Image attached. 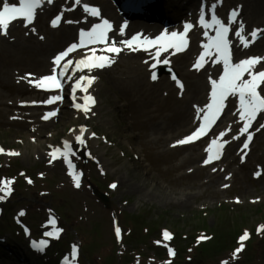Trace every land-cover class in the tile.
<instances>
[{
  "label": "rangeland",
  "instance_id": "374dc122",
  "mask_svg": "<svg viewBox=\"0 0 264 264\" xmlns=\"http://www.w3.org/2000/svg\"><path fill=\"white\" fill-rule=\"evenodd\" d=\"M177 1L168 0L165 5L166 10L171 12L170 18L176 16L175 21L187 15L192 8L190 0ZM199 1L196 0L195 6ZM240 1L206 0V5L218 2L217 13L222 12L224 21L228 22L230 10L240 14L237 10V2ZM106 2L113 11L111 1ZM90 6L97 8L96 5ZM254 18L259 23L261 19L264 21L262 17L254 15ZM20 23L17 22V26ZM237 26V22L233 24L235 29ZM175 27H169L168 31ZM207 32L211 30L202 34ZM249 39L247 41L252 45L254 42ZM234 40L233 37L235 46ZM240 43L244 46L241 40ZM205 44L194 46L196 55L200 56ZM188 50H171L166 53L168 55L163 53L166 56L161 61L168 63H161L155 69L143 65L147 68L145 76L152 79L153 73L160 70L156 73V80L162 78L175 82L179 84L180 91H184L180 71L171 63V58ZM236 50L235 47V62L248 57L242 50ZM258 51L259 46L252 49L253 54ZM123 56L112 57L115 62L108 68L92 73L96 79L90 93L98 99V103L89 113L71 109L64 94L53 93L61 99L53 103L49 110L42 111L43 117L56 112L47 125L39 126L37 123L30 131L25 124L27 121L10 115L0 122V146L5 149L0 154V179L14 181L11 194L0 199V264H15L21 257L26 259L32 255L31 264H57L58 258L64 254L69 256L67 261L71 264L72 261L75 264H223L225 261L228 264H264V229L258 231L260 226H264L262 119L255 124L257 134L252 133L255 131L253 128L244 133L242 147L225 148L220 160L204 170L203 174L200 175L201 171L193 172L195 166L205 163L206 159L199 157L194 162L186 161V156L198 152L201 147L207 155V142L194 143L182 149L169 148L187 136L195 122L182 131V136L170 129L163 130L162 133L166 132L164 137H168L154 143L156 134L152 135L149 131L147 137L143 136L145 127L138 124L140 118L136 111L125 106L124 97L111 86L109 90L105 88L108 76L119 81H127L131 77L129 70L122 65ZM207 58L209 63L211 57ZM133 70L135 74L137 71ZM261 70L264 68L254 69L256 72ZM260 87L264 95V84ZM130 93L132 97L134 91ZM51 96L52 93H49ZM234 101L236 103L237 99ZM237 109L235 104L232 110L236 112ZM229 122L226 118L222 120L214 135L222 132V127ZM81 126L87 127L83 144L76 141ZM242 127L240 120L239 128ZM162 133L160 136H163ZM249 133L252 134L251 141H247ZM148 140L150 142L146 143ZM65 141L73 147L70 156L74 168L61 156L51 157L52 148L62 146ZM228 141L225 139L224 143ZM246 141L248 147L244 148ZM8 150L19 154L10 156ZM218 167L222 170L216 172ZM77 174L80 176L79 187L74 181ZM210 174L219 177L216 184L208 186ZM95 188L107 195L106 206L93 195ZM3 195L0 193V196ZM115 215L120 220L115 223V228L121 230L119 237L117 233L115 236L112 228ZM52 218L59 223L50 225ZM55 226L62 228V238L52 242L44 253L35 254L30 248V239H39L43 230L49 231ZM163 229L173 233L174 239L165 240ZM245 230L250 241L234 255L240 247L239 237ZM199 237L203 240L200 241ZM168 247L175 250L174 257L169 256Z\"/></svg>",
  "mask_w": 264,
  "mask_h": 264
},
{
  "label": "bare ground",
  "instance_id": "6f19581e",
  "mask_svg": "<svg viewBox=\"0 0 264 264\" xmlns=\"http://www.w3.org/2000/svg\"><path fill=\"white\" fill-rule=\"evenodd\" d=\"M13 1L10 0V2ZM159 2L160 0H156L154 5L148 6V11H152V9L157 7ZM176 2L178 1L176 0ZM195 2L196 0H190L193 10L185 16L184 23L182 24V21L176 22L182 27H185L186 24L193 25L189 30V41L192 42V47L188 53L174 55L171 59L172 64L176 65L180 71L181 88H185L184 91H180L179 84L166 82L162 78L152 80L145 76L147 68L143 67V65L151 68V60H155L154 55L158 45H144L142 48L133 47V49L137 50L129 49L127 46L122 45L123 50L118 55H124L122 65L129 70L131 77L127 81H119L108 76L104 84L107 90L111 86V89L124 97L123 99L127 102L125 106L136 111V115L140 118L138 124L145 127L144 137L149 135V131L152 135L156 134L153 140L154 143L160 142L161 138L168 137H164L166 132L162 133L165 129L179 132L180 135L182 131L192 125L198 107L201 108L210 87H212L210 77L216 79L218 72L223 69L221 63L215 60L214 56L209 63L206 62L207 59L205 57L201 67L195 66L198 57L195 55L194 46L198 43H211L209 32L206 34L202 33L208 31L212 26L205 27L202 25L201 15L203 13V18L209 25H211L213 15V11L204 14V9L202 7L196 8ZM237 3L240 11V16L238 17L240 19L239 31L241 24L243 25V32L238 40H250L253 30H264V21L261 19V17L264 19V0H241ZM85 4L97 5L100 9V16L94 18L88 15L84 9ZM164 13L166 14L165 17H170V11H165ZM230 13L231 11H229V17ZM215 15L219 16L217 12H215ZM254 15L256 18L259 17L261 19L260 23L256 21ZM58 16L61 19L58 21L57 26H53L52 21ZM220 17L223 22L224 17ZM173 18H176V16H173ZM99 19H107L112 23L113 27L107 36L110 42L112 40L119 42L128 40V35L136 34H141L142 39L144 37L151 38L152 35L159 33L161 30V25L156 22L147 25L143 22L144 26L141 21H119L106 0H80L79 4L76 0H55L53 4L48 5L42 12L36 14L32 22L28 23L27 26L23 18L16 20L14 24L9 25L7 35L0 34V122H4L2 119L9 115H15L22 121H27L28 123H25L26 127L31 131L37 123L40 124L39 126H45L47 122L56 116H51L48 119H43L42 116V111L49 110L53 104L45 103L49 99V93L55 92L39 88L34 82L30 81L39 80L44 75L50 74L55 66L53 63L54 58L58 53L67 50L70 47L69 45L76 39L78 40L76 44H78L81 31L89 30ZM17 21L21 22L19 26L15 24ZM228 24L230 27L232 26L231 23ZM121 28H123V32H121ZM201 30L202 32H200ZM211 34L213 36V30ZM250 44L248 47H243L242 44L238 43L237 50L242 49V52L246 53L248 58H264V33L252 45ZM255 46H259V51L253 54L252 49ZM145 48L148 50L145 51ZM153 56L154 58L152 59ZM163 57L164 54L161 52L159 59L161 60ZM263 68L264 59L255 64L254 67L255 70ZM133 69L137 71L135 74ZM93 72H100V69H94ZM30 73L33 75L29 76L28 74ZM90 88L92 89V85ZM129 90L130 92L134 91L132 94L134 98L131 97ZM74 102H77V100L72 103ZM239 116V112H234L230 115V120H234ZM159 119H161L160 122ZM256 120L257 118L254 121ZM230 128L231 131L228 134L230 141L227 147L236 148L243 143V135L240 133L238 122L232 123ZM161 133L163 136H160ZM86 136L87 132L84 137ZM152 138L154 137L152 136ZM149 142L150 140L146 143ZM186 146L187 143L183 144V146H172L169 150L177 149L178 147L182 149ZM59 147L61 146H56L53 149ZM204 156L208 162L198 164L199 166L196 165L193 172L201 171L200 175L203 174L204 170L214 163V159H209V155L206 157L203 147L198 152H192L186 156V161L193 162L197 161L199 157L202 159ZM220 170L222 168L218 167L216 172ZM218 177V175L210 174V179L208 180L210 184L208 186L216 184ZM123 183L124 181L121 180V184Z\"/></svg>",
  "mask_w": 264,
  "mask_h": 264
},
{
  "label": "snow or ice",
  "instance_id": "6c2138e0",
  "mask_svg": "<svg viewBox=\"0 0 264 264\" xmlns=\"http://www.w3.org/2000/svg\"><path fill=\"white\" fill-rule=\"evenodd\" d=\"M51 2V0H49ZM79 4L80 0H76ZM42 0H19V6L17 3L10 2V0H0V34L7 35V30L9 28L10 22L13 20L23 18L26 21V26L28 23H31L35 17L36 9L41 6ZM215 7L216 5H212V22L211 25L208 24L207 21L203 18V13L201 15V24L205 27L208 26H216L217 31L214 38H210L211 43L204 45L206 49L214 48L222 61L223 71L222 74L219 76L218 80L212 79L210 77V83L212 85L211 92H210V102L206 104L203 108H199L197 110V118L201 120L200 126L192 132L189 136L185 137L184 139L178 141L179 144H185L192 142L194 139H199L201 135L205 134L206 128L211 125L216 119L217 115L220 113L221 108L224 106L225 99L231 96H238V112L240 113V120L244 121V126L240 129L241 135L248 132V129L251 127L252 122L255 120L256 116L260 112H264V95L261 94V85L264 84V70L259 72L254 71L255 64L259 63L262 59L260 57H252L241 60L235 64L231 62V55H230V44L227 39V33L230 31V26L225 25L216 15H215ZM84 9L86 12H89L92 16H100L99 10L94 6H89L87 4L84 5ZM237 13L235 10L232 11L230 15V19L233 21L235 20ZM61 19L60 16L56 17L52 21L53 26H57L58 21ZM71 22V21H69ZM193 25L187 24L185 26V33L192 27ZM112 25L107 19H102L100 23H96L92 25V27L84 31L82 30L80 33L81 40L80 46H84L87 43H105L106 48L105 51L108 53L118 55L123 49L120 46H117V42L113 41L111 46H107V33L111 30ZM121 32H123V28H121ZM243 32V25L240 26V31L236 34L240 36ZM264 33V30L256 29L252 32V41L255 42L258 34ZM173 38H179L181 40L184 39V36L177 33L172 32L169 36L167 33H163L158 37L141 38V34H136L135 36L131 37L129 40H122L119 42L120 45L127 46L129 49H133L134 43L137 41H141L140 47L143 45H157L160 44V47L157 48L155 54V63L151 65V68L155 69L161 63L167 64L166 60L161 61L159 59L162 51H167V47L163 45L162 42L166 40H171ZM175 47V45H171ZM244 46H249V41L244 40ZM77 45L70 46L64 52L59 53L54 58V65L59 66L60 61L63 57L67 56L69 52L75 49ZM137 50V49H133ZM145 51L148 49L145 48ZM205 55H210L209 53L202 54L198 57L196 67H201L205 61ZM114 59H112L109 55H95V49H92L91 56H85L81 58L76 65V69L79 71H83V69H87L89 73L92 69H103L107 66H110L111 63H114ZM71 62L64 64L62 66V70L57 75L56 68H53V73L51 75H46L34 82L37 87L50 90L52 88L60 89L63 87L61 81L63 80L64 74ZM147 63V61H146ZM248 74L249 78L244 79V75ZM32 76L33 74H28ZM175 79V77H173ZM96 78L90 75H81L75 82L73 87V93L76 92L77 89L81 90L84 95L80 97L83 103H75L74 107L77 109H81L86 113L90 111V105L95 104V99L90 94H88V87L91 86L92 82ZM152 79H157L155 73L152 75ZM50 82V83H49ZM182 87V85H181ZM61 96H51L45 103L52 104L56 101L60 100ZM73 99L75 100L76 97L74 96ZM35 103V102H33ZM200 113H203L201 116ZM56 115V112L47 113L43 119H48L51 116ZM264 127V125H261ZM87 131L86 128L81 126L80 135L76 136V141L83 144V134ZM93 136L95 133L92 134ZM223 135V133L221 134ZM252 140V134L249 133L247 136V141ZM244 143V148L248 147V142ZM216 141H213L215 144ZM4 151L0 149V152ZM57 153L67 158L69 155L72 154V146L70 142L65 141L63 144L62 149L57 148L54 149L52 152L53 157L56 156ZM10 155H18L19 153L9 152ZM211 159V157H209ZM206 163L208 161H205ZM68 163L71 165V160H68ZM74 181L76 187L80 186V176L74 175ZM14 181L9 178L0 179V193H3V196H0V199H3L5 196L11 194V184ZM31 182V181H29ZM115 187V185H113ZM56 221L54 218L49 220L50 225H55ZM264 229V226H260L258 231ZM61 231L60 229H54V231H49L45 235L48 237H52L57 235ZM117 236L119 237L120 229L119 227L116 228ZM163 237L165 239L170 238V234L167 231L163 232ZM249 237V233L247 230L239 237L240 247L235 250V254H238L243 248V241ZM203 238V237H202ZM47 241H40L38 247L45 246ZM170 254H174V252L170 249ZM76 254V246H73V255ZM72 264H75V261H72ZM223 264H228L227 261L223 262Z\"/></svg>",
  "mask_w": 264,
  "mask_h": 264
}]
</instances>
